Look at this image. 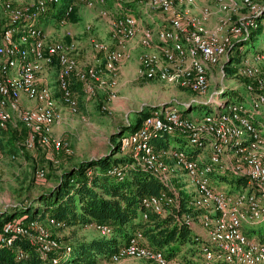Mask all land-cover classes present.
I'll return each mask as SVG.
<instances>
[{
    "label": "built area",
    "instance_id": "1",
    "mask_svg": "<svg viewBox=\"0 0 264 264\" xmlns=\"http://www.w3.org/2000/svg\"><path fill=\"white\" fill-rule=\"evenodd\" d=\"M80 1L89 8L105 4V0ZM126 1L116 0L122 14L111 22L117 44H122V52L103 43L93 45L96 51L103 54V69L109 73L107 79L100 75L101 70L79 72L73 57L75 46L63 42L48 43L42 35L43 31L33 25L39 15L47 13L49 5L58 4L59 0H37L36 13L32 16L12 8L7 27L0 20V130L6 129L12 120H19L29 131L25 147L33 149L40 145L71 154L69 143L53 137V127L62 120V113L50 86L42 90L38 86L42 65L49 66L57 60L61 101L76 114L79 108L72 88V75L81 82L82 93L88 98L97 89L114 88L117 85L116 66L128 57L124 45L140 36L139 43L145 49L138 59L140 77L188 89L196 95L199 104L216 103V107L222 106L215 114L207 113L196 120L184 116L172 103L161 105L144 117L139 129L122 135L119 147L130 153L132 166L154 175L167 189L159 195L142 199L144 218H148L147 212L166 214L186 200L177 184L182 176L190 206L205 212L202 225L208 237L199 264H262L264 242L247 235L246 227L264 221V56L259 58L263 61L260 69L252 66L250 59L243 61L238 69L240 75L250 80L245 84L249 97L245 101L224 107L223 100H214L213 96L217 93L206 101L201 97L209 91L210 71L220 67L223 73V62L228 59L233 38H249L251 31L261 27L264 31V24L258 21L264 14V6L254 0H216L217 10L225 15H237L241 9H245L247 14L235 24L223 19L210 29L207 23L212 8L207 6V0H136L165 17L168 27L156 31L140 27L136 15L124 8ZM197 3L201 4V9L190 18H185L179 10L180 4L196 6ZM72 9V6L67 9V16ZM100 14L106 17L108 11L101 8ZM31 17L34 20L31 27L20 31L21 22ZM23 97L39 105L23 109ZM258 116L262 121H257ZM176 134L182 135L192 149L209 148L207 161H201L180 148L158 149L155 145L157 140ZM3 153L0 142V158ZM17 156L13 153L9 158L14 160ZM111 173L122 179L125 172L114 169ZM226 173L234 178L246 179V187L237 191L217 187L214 177ZM46 175L44 168L35 172L38 181L45 180ZM183 221L192 228L194 217L184 214ZM48 223L59 226L53 219ZM96 229L104 236L111 232L106 226H96ZM18 237L29 239L43 258L63 248L66 253L71 250L52 237L40 222L28 225L7 223L0 236V246H12ZM33 239L38 243H34ZM142 242V233H135L111 256L110 262L117 263L123 258L133 257L147 264H198L197 260L168 259L162 252L144 246ZM52 263L59 264V259L53 258Z\"/></svg>",
    "mask_w": 264,
    "mask_h": 264
},
{
    "label": "rangeland",
    "instance_id": "2",
    "mask_svg": "<svg viewBox=\"0 0 264 264\" xmlns=\"http://www.w3.org/2000/svg\"><path fill=\"white\" fill-rule=\"evenodd\" d=\"M215 1L216 0H207L206 3L207 6L212 8L211 18H214L215 26L223 19H228L230 23L235 24L240 18L247 14L245 9H241L237 15H225L217 10ZM254 2L260 6H264V0H254ZM36 3L37 0H0V5L4 12L2 13L0 11V20L3 26L7 27L9 25V14L12 8L20 10L25 14H29L36 12ZM8 5L10 8H8ZM114 6L117 9L116 0H105V4L102 8H105V10L108 11V16L103 17L100 14V5H97L96 8H89L80 0H74L72 16L70 19L66 20L64 24H62L61 21L58 23H52L51 26L49 25L44 29L42 35L48 43L63 42L66 44H73L76 48L73 57H75L76 60L77 70L79 72H88L90 69L101 70L100 75L107 79L109 77L107 71L90 66V64L86 65V60H82V56L85 57L87 52L96 55V50L93 47L95 43H103L112 49H120L122 52V44H117L118 40L114 37V31L111 25L113 18L121 15L112 12ZM123 6L128 10H132L131 12L134 15L138 14L137 12H134V10L137 11L138 9H142L145 12V14L142 15V11L139 13L140 16H136L140 22V27L154 28L157 31L161 28V26L158 27L157 24L163 23V19L166 20L159 12H153L149 8H145V6L141 5L136 0H127L123 3ZM200 9L201 4L199 3H197L196 6H187L185 4L179 5V10L185 18L197 15ZM153 16L155 18L158 17V20L153 23V26H151L150 24L153 21H151L150 18ZM263 18L264 14L261 20L262 24H264ZM40 23V20H35L33 25L39 26ZM102 25L104 26V29L103 31H100ZM210 29H213V27ZM261 29L262 27L260 30ZM139 38L140 36L124 45V50L128 57L123 62H119L116 66L115 73L117 84L119 83L120 85L122 83L121 89L116 91L117 85L110 89H97L96 93L90 98L86 97L83 93L80 94L79 92L74 91L77 96L79 108L77 114H71L69 108L62 103L64 107L61 112L62 120L60 121L62 128L56 135H58V139L69 143L71 147V154H69V156L63 152H54L49 147L44 148L39 145L33 149L25 147L24 145L29 135L27 128L25 127V129L16 119L8 124L5 133H3V135L1 134L3 136L2 144L5 153H3L4 156L0 158L1 216L4 215L5 212L11 211V207L15 204H22L28 200H33L44 190L50 189V185L52 184L51 186H53L55 184L56 177L60 176L63 170L69 169L71 166L76 165L82 160L89 161L92 159H98L96 157L91 158V155L95 151L101 152V150L106 149L105 142L110 140L117 132V126L119 127L122 125V127H127L130 125L133 128L144 113L152 112V109L146 108L139 114L134 113L144 104L158 102L159 100H167L177 106L181 111L182 103H192L193 100L198 99L193 92L188 89H183L176 84H168L157 80L150 82L153 80L148 81L145 78L140 77L139 74L138 80H134L128 75L130 67L136 70L139 64V56L145 51L144 47L139 43ZM257 43L260 44V47H264V34L258 35ZM253 56L254 54L252 53L250 58H255ZM227 60L228 59L223 62V66H225ZM250 61L249 63L257 69H260L263 65L261 59H258L256 63ZM242 62L229 66L223 70V73H221L220 67L213 68L209 74V91L201 97V99L206 101L214 95V93H217L213 96L216 102L223 100L222 102L225 103L231 96H235L233 94H236L238 95V98H241V100L234 99V101L236 100L235 102L245 101V98H247V91L245 88L246 83L240 78L242 75L238 73V69ZM122 64L124 65L123 71L125 75H123L122 80L118 82V73L119 70H121L120 66ZM233 68L236 70L235 74L231 73ZM57 69H59V63L57 60H55L52 65H42V71L38 74V86L41 90L49 86L48 84H50L51 75L53 73L50 89L54 90L58 87L59 72ZM150 85H155L154 89H160V92L150 93ZM158 94H162V96L157 97L159 96ZM116 99L117 101L115 103L118 108L112 104L113 100ZM90 105L93 106V108H89ZM198 107L199 103L195 102L193 103L192 108H183L181 113L183 112L184 116L186 115L190 119L195 118L197 120L198 117H202L207 113L215 114L216 110H219L222 106L216 107V103H208L207 111H199ZM28 108L33 107L30 106ZM65 127L67 129H65ZM131 131V128H127L122 135H128ZM122 135L117 140L118 144ZM165 141L168 142V146L171 149L182 147V144L175 139V135H169ZM185 147L186 149L183 150H191V146L188 143L185 144ZM192 151L197 154L201 149L196 148V150ZM122 152L123 154L126 153L124 156H130L128 151L125 152L119 149L118 153H120L121 156ZM13 153L18 154L17 158L14 160L9 158V155ZM40 168H44L47 172L46 179L42 181H38L35 178V172ZM179 178L183 180L182 176ZM231 179H233L232 174L226 173L214 177V183L217 187L232 191L229 183ZM6 216L7 214L2 216V219ZM20 218L21 212L18 211L16 213V219ZM47 222V220H44V225H47ZM73 230L74 229L70 227L65 230L48 231L50 233L52 232L55 236L60 237L64 241V243H62L64 246L67 244H74L79 240H89L93 237L99 236V233L91 227L85 229L79 227V229ZM252 230H256L257 232L253 233ZM259 231L264 235V221L253 226L247 225L246 227V234H253V238H258ZM33 241L34 243H38L37 240L33 239ZM100 264L147 263L139 258L127 257L117 263L103 261Z\"/></svg>",
    "mask_w": 264,
    "mask_h": 264
},
{
    "label": "trees",
    "instance_id": "3",
    "mask_svg": "<svg viewBox=\"0 0 264 264\" xmlns=\"http://www.w3.org/2000/svg\"><path fill=\"white\" fill-rule=\"evenodd\" d=\"M73 2L74 0H59L58 4L49 5L47 13L38 16L37 20L42 23L38 27L44 31L54 22L69 20L72 12L67 16L66 11L70 6L73 7ZM34 13L36 12L29 14ZM32 19L33 17L23 20L19 27L20 31H25L34 21ZM261 20L262 17L258 18V21ZM261 34H264V31L259 29L251 31L249 38H233L224 69L249 59L252 53L253 57L258 59L264 56V47H260L257 43L258 35ZM231 73L235 74L236 70L233 68ZM240 78L244 80V83L250 82L247 77L240 76ZM71 83L73 90L82 94L81 82L74 74ZM233 95L235 96H231L224 103V107L235 103L234 99L241 100L238 95ZM207 105L199 104V111H207ZM183 108L182 106V110ZM143 120L144 117L133 128L129 125L117 130L111 137L112 148L109 156L81 161L63 170L50 189L41 192L33 200L15 204L11 207V211L4 213V215L7 214L5 218L2 219L4 215L0 217V236L7 223L18 222L28 225L30 222H40L44 225V220L50 219L59 226L49 225L47 222L45 226L49 231L65 230L70 227L74 230L79 227L83 229L91 227L99 233V236L89 240H79L74 244L65 243L67 244L65 247L71 249L69 253H66L63 248L59 252L49 254L47 258L41 256L37 247L32 245L29 239L18 237L12 246H0V264H53V258L59 259V264L110 262L111 256L121 246L126 245L137 232L142 233L144 246L162 252L168 259L197 260L198 264L200 263L199 261L203 259L202 249L207 243L193 234L192 229L184 223L183 215L203 216L205 212L194 210L189 204V198L182 192L186 200H182L178 208H173L166 214L147 212L148 218L145 219L142 199L159 195L167 189L154 175L139 167H133L130 156L116 157L120 149L117 143L118 136L124 134L127 128H131L132 132L136 131L142 126ZM6 130L7 128L0 130L1 144L2 135ZM167 137L155 142L158 149L169 148L168 142L165 141ZM175 139L182 144V147L184 146L180 147L181 149H186L187 140L182 135L176 134ZM192 150L196 148L187 151L194 155L195 152ZM66 155L69 156V154ZM114 169H123L124 177L119 179L112 174L111 171ZM229 183L232 191H237L246 187L247 180L233 177ZM18 211L21 212L20 219H16ZM96 226H106L111 232L104 236L96 229ZM252 232L257 231L252 230ZM258 233L257 239L264 242V235L260 231ZM51 235L64 243L52 232ZM252 235L249 234V236Z\"/></svg>",
    "mask_w": 264,
    "mask_h": 264
},
{
    "label": "crops",
    "instance_id": "4",
    "mask_svg": "<svg viewBox=\"0 0 264 264\" xmlns=\"http://www.w3.org/2000/svg\"><path fill=\"white\" fill-rule=\"evenodd\" d=\"M107 7H108V4H107ZM101 8H102V6H101ZM0 11L2 12V13H4L3 11H2V8H1V5H0ZM119 11V12H118ZM130 11H132V10H130ZM143 10L141 9V10H137V11H135L134 10V12H137L138 14L136 15V16H140L139 15V13H141ZM112 12H114V13H116L117 15L118 14H122V11H120L118 8L116 9L115 8V6L113 7V10H112ZM199 13V12H198ZM143 14H145V12L143 11L142 12V15ZM151 19V21H153V22H151V26H153V23H155V22H157V20H158V17H151L150 18ZM58 23V22H57ZM51 26V25H50ZM157 26L158 27H160L161 26V28L160 29H166L167 27H168V22H166V20H164L163 19V23H161V24H157ZM215 26V24H214V18H211L210 19V21L207 23V27L208 28H212V27H214ZM103 29H104V26L102 25L101 26V28H100V31H103ZM145 50V49H144ZM96 55H93L92 53H89V52H87L86 53V56L84 57V56H82V60L84 59V60H86V65H89L90 64V66H94V67H96V68H98V69H103V61H104V57H103V54L102 53H100V52H98V51H96ZM251 61L250 62H252V63H256L257 61H258V58L256 57V58H249ZM138 67H139V64H138V66H137V68H136V70L134 69V68H132V67H130L129 68V71L130 72H128V75H130L134 80H138ZM126 68V67H125ZM120 69L121 70H119V73H118V82L120 81V80H122V76L123 75H125V73H124V65L122 64L121 66H120ZM58 71V70H57ZM56 72V71H55ZM54 74V73H53ZM53 74L51 75V79H52V76H53ZM51 79H50V84H48L50 87H51ZM149 81V80H148ZM155 80H153V81H150V82H154ZM49 86H47V87H49ZM151 87H150V93H158V92H160V89H158V90H155L154 88H155V85H150ZM122 88V83L119 85V83L117 84V87H116V91L117 90H119V89H121ZM161 88V87H160ZM54 92H55V97H56V99H57V102H58V104H59V107H60V109H61V112L63 111V109H64V107H63V104H62V101H61V94H60V92H59V90H58V87L56 88V89H54L53 90ZM160 94V93H159ZM158 94V95H159ZM162 96V94L161 95H159V96H157V97H161ZM247 98H249L248 97V95H247ZM117 101V99L116 100H113V105L114 106H116L117 107V105H116V102ZM168 103H171L170 101H167V100H159L158 102H153V103H148V104H144L143 106H141V108L139 109V110H136L134 113H137V114H139V113H141V112H143L146 108H150V109H152V110H154L155 108H158V107H160L161 105H165V104H168ZM39 104L37 103V102H34V101H29L28 99H26L25 97H23L22 99H21V107L23 108V109H26V108H28V107H37ZM89 108H93V106H91L90 105V107ZM118 108V107H117ZM70 112V111H69ZM71 114H74V113H72V112H70ZM128 113V112H127ZM77 114V113H76ZM147 114H149V113H144V115L141 117V118H143V117H145ZM140 118V119H141ZM139 119V120H140ZM138 120V121H139ZM19 121V120H18ZM257 121H262V119H261V117L260 116H258L257 117ZM19 124H22L20 121L18 122ZM61 123L59 122V123H57V124H55L54 125V127H53V137L54 138H59V137H57L58 135H56L57 133H59V131H60V129L62 128V126L60 125ZM130 124V123H129ZM126 125V124H125ZM22 126L25 128V126L22 124ZM122 127V125H120L119 127L117 126L116 127V129L118 130L119 128H121ZM26 129V128H25ZM65 129H67L66 127H65ZM132 132V131H131ZM111 140V139H110ZM110 140H108L107 142H105L106 143V149L105 150H101V152H97V151H95L92 155H91V158H101V157H103V156H105V155H108L110 152H111V148H112V143L110 142ZM44 148H47V147H44ZM51 150H53L54 152H55V150H54V148L53 147H49ZM126 153H124L123 154V152H122V156H124ZM209 154H210V151H209V148H206V149H203V150H201L199 153H195L194 154V156H196L199 160H201V161H207V159L209 158ZM119 156H121V154L120 153H117L116 154V157H119ZM82 161H85V160H82ZM219 174V173H218ZM179 181L178 182H180V183H177L178 184V186H179V189L182 191V192H184L185 193V191H187L186 190V188H185V186H184V183L181 181V178H179L178 179ZM50 185V184H49ZM52 185V184H51ZM50 185V187H52ZM45 191V190H44ZM183 198L185 199V196L183 195ZM192 231H193V234L196 236V237H198L199 239H201V240H203V241H205L206 239H207V237H208V234H207V230L203 227V225H202V215L200 216V215H197V216H195L194 217V223H193V226H192ZM253 236V235H252ZM196 259V258H195Z\"/></svg>",
    "mask_w": 264,
    "mask_h": 264
},
{
    "label": "water",
    "instance_id": "5",
    "mask_svg": "<svg viewBox=\"0 0 264 264\" xmlns=\"http://www.w3.org/2000/svg\"><path fill=\"white\" fill-rule=\"evenodd\" d=\"M195 102H197L198 103V100H193V102L192 103H182V106L184 107V108H187V107H191L192 108V106H193V103H195ZM170 103H168V104H165V106L166 105H169ZM121 136V134L118 136V137H120ZM111 154V152L108 154V155H105V156H103V157H107V156H109ZM0 217H1V214H0Z\"/></svg>",
    "mask_w": 264,
    "mask_h": 264
}]
</instances>
